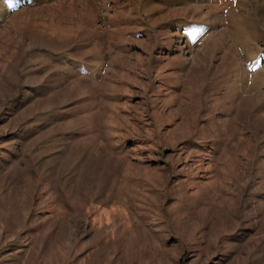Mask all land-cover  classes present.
Here are the masks:
<instances>
[{
  "label": "rangeland",
  "instance_id": "obj_1",
  "mask_svg": "<svg viewBox=\"0 0 264 264\" xmlns=\"http://www.w3.org/2000/svg\"><path fill=\"white\" fill-rule=\"evenodd\" d=\"M0 264H264V0H0Z\"/></svg>",
  "mask_w": 264,
  "mask_h": 264
}]
</instances>
